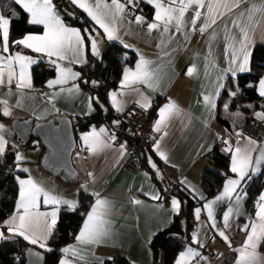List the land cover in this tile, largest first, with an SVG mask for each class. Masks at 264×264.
I'll use <instances>...</instances> for the list:
<instances>
[{"label": "crops", "instance_id": "crops-1", "mask_svg": "<svg viewBox=\"0 0 264 264\" xmlns=\"http://www.w3.org/2000/svg\"><path fill=\"white\" fill-rule=\"evenodd\" d=\"M67 1L69 2V0ZM107 2L110 3L111 0H107ZM121 2L124 3L125 0H121ZM135 2V9L129 5L123 19L117 23V34L120 39L116 41L124 46L128 45L127 48L134 50L136 56L133 63L121 66L115 77V83L107 88L106 101L108 106L114 110L109 93L120 89V80L122 79L124 67L127 66L134 69L141 56L153 61V64L150 65L151 69L160 70L158 73L160 78L159 87L155 90L144 85L136 86L140 89V92L150 98L149 108H152L155 113V122L149 133V145L143 167L136 172H132L123 166L127 151V138L120 135L115 140L109 139L112 135L107 127L108 122L90 124L86 128L77 130L75 136L76 144L71 152V160L78 169L80 176L78 179L66 181L60 176H56L40 167L37 160L42 146L39 143L23 145L12 130L11 118L30 115L33 119H43L56 113H66L71 117V120H74L77 116L90 111L88 98L92 97V95L87 89L79 85L78 78L74 81L70 80L66 85H56L53 88H49L47 81L56 78V67L53 75L48 77L44 84L35 85L31 76V68H29L32 87L31 89L23 90L22 97L15 85L11 88V95L8 94L9 89L7 86L0 87V100H7L8 107L11 110L10 116H4L2 113L4 105L0 103V113L3 115V117L0 116V124L4 125V130L0 134L7 141L6 148H13L14 155L19 152L24 157L23 160L16 161V169L21 171L25 168L28 169L27 172L23 171L16 174V179L17 177L28 179L31 176L46 191L64 199L76 201L77 205L80 203L79 190L91 195V199L83 209V216L74 237L58 247L59 257L57 264L63 258L61 249L75 243V236L83 226L91 205L97 199L93 193H99L101 199H106L110 202V211L107 219L111 222V235L104 243L89 248L87 261H78L77 264H105L115 254L125 257L128 264H152V252L149 242L156 232L170 224L175 213L172 209V199L175 197L180 201L179 196L175 192L167 191L169 183L173 184V186L176 184V187L184 188L191 197L198 201L193 209V230L190 241L184 242L179 247L173 255L171 264H175L180 252L185 251L188 247L200 253L199 257H194L188 264H225L227 260L230 261V264H235L238 256L235 249L242 245L246 236V233L241 231V229L248 222L250 216L254 218V211L253 213L248 211L245 197L240 205H236L234 197L231 201L225 199L222 202H217L213 205L216 228H212L207 210L203 206L207 202L214 200L223 191V185L228 178H238L236 174L230 171L232 153L225 151L228 147L225 141L229 142L233 151L237 146L244 147L248 143V138H253L243 132L241 129L242 123L248 116H255L256 112L264 111V108L256 109L246 117L247 112L237 105L229 106V102L233 97L230 93L237 89L227 85V78H234L228 69H236L238 64L230 63L232 49L229 48L228 52H225L229 41L224 39L225 24L231 29L232 34L239 37L238 29L232 28V20L237 19L241 12H245L244 23L248 26L250 37L248 49L250 59L253 44L256 42L264 43V11L254 13L252 21L249 22L246 10L252 4L260 5L264 3V0H246L239 8L234 9L230 14L224 15L222 19L218 20L216 25L210 27L204 34H201L198 30L200 24L203 23V18H201L197 21V31H191L189 24L183 32H175L173 28L163 36H161L162 29H154L149 33L147 23H135L136 15L144 16L147 22H152L155 11L154 6L146 3V0H135ZM53 3L56 5V10L66 25L80 29L79 26L64 19L58 8L57 0H53ZM89 3H94V0H89ZM143 3L147 7H151L149 15L142 9ZM70 5L73 6L72 4ZM18 9L19 7L13 4L12 0H0V12L3 14L6 12L11 13L12 11L18 14ZM191 16L192 11L190 10L186 13L188 21L191 20ZM26 17L28 20V14H26ZM88 20L91 27L90 32L96 38L98 51L101 53L108 41L107 35L90 17H88ZM42 31L43 28L41 26L38 31H25L12 40L20 39L30 32L40 33ZM213 31L217 33L215 40L210 39ZM170 36L171 39H169ZM87 46L91 52L89 39L88 45L85 43L84 60H86ZM235 47L238 48L239 45L236 44ZM16 51L29 55L36 61L48 59L43 54L25 49L23 46L10 44V52L15 53ZM59 63L63 67L72 68L74 72H79L73 66L76 63H69L67 60L59 61ZM192 66L195 67V71L192 75H188V68ZM105 71L107 72V69ZM238 72L241 71H237L236 75ZM261 78H264V71L255 83L258 94L259 80ZM73 84L79 85L78 93L69 94L64 92L56 96L51 102L44 95L46 93L51 96L54 92H59L61 87L71 88ZM221 84H223V88H220L219 96H216V90ZM205 95L214 99L215 108H212L211 104H205ZM262 98L264 103V97ZM118 99L125 102L123 109L140 107L137 103V100H141L140 95L130 90H126V94L118 96ZM18 100L21 102L19 107L17 106ZM170 102L175 105V108L171 110V114H166L167 118L161 123L160 131H156L155 124L160 119L159 110ZM225 104L228 105L227 108L224 107ZM93 107L94 104L92 103V109ZM218 117L225 118L227 122L221 121ZM93 127L97 131L101 127L106 129V132L102 134V139L106 142V146L90 151L89 145L84 143L82 136L84 133L91 132ZM237 133L240 135L238 136ZM156 141H160V149L167 155V162L157 154L153 147ZM217 143L228 154V173L222 178L218 188L213 193L207 194L200 181L201 171L206 165L205 152ZM121 145H124L123 149ZM250 147L255 149L252 152L253 167H255V160L260 157L261 150L264 149V136L261 141H256V144ZM149 157H151V161L156 165V168H152L149 163ZM17 164H19V167H17ZM262 168H264V160L260 162L259 171ZM257 172L249 171V175L241 182L238 188L241 194L246 193V183ZM262 191H264V182L260 191L255 195L254 203ZM156 193H159L160 199L153 200L151 196ZM18 198L19 182L17 180L14 206L4 220L8 219L16 211L15 204ZM134 199L140 200L142 203L135 204L132 202ZM230 203L234 211L229 218V226L225 228L223 212L227 210ZM53 207V205H45L43 196L40 197L39 211L48 212ZM60 207L61 205L59 209ZM196 208L201 209L199 219L196 218ZM237 212H239V215H237ZM217 229L225 231L231 241V245L218 235ZM0 231L4 232L5 237L12 236V234L7 232L6 227L4 229L0 228ZM194 233L197 234L198 240L203 246H201V243L193 241ZM36 246L39 247L38 244ZM48 248L49 246L45 249ZM257 252L261 257H264V243L258 247ZM68 258L73 259L71 256Z\"/></svg>", "mask_w": 264, "mask_h": 264}, {"label": "snow or ice", "instance_id": "snow-or-ice-1", "mask_svg": "<svg viewBox=\"0 0 264 264\" xmlns=\"http://www.w3.org/2000/svg\"><path fill=\"white\" fill-rule=\"evenodd\" d=\"M13 4L18 6L24 13L28 14V23L31 25L42 26L43 31L40 33H27L22 38L10 41V24L13 18L18 14L15 11L11 15H5L0 12V87L7 86L9 95L12 94L11 88L15 85L16 89L23 96V90L31 89V76L29 68L36 60L29 55H24L20 51L15 53L10 52L11 45H20L25 49H30L33 52L43 54L49 62L56 67V78L47 81V86L53 88L56 85H66L70 80L74 81L81 76V73L74 72L70 67H63L59 61L67 60L69 63H85V37L81 34V30L75 27H70L65 24L63 18L56 10V5L53 0H12ZM246 0H146V3L154 6V17L152 22H147L144 16L136 15L135 23H147V29L151 33L154 29H162L161 36L169 33L171 29L175 32H183L190 24L191 31H197V21L203 18V23L200 24L198 30L204 34L210 27L216 25L218 20L222 19L224 15L230 14L234 9L239 8ZM69 3L82 9L92 21L95 22L99 28L103 29L107 35L108 40H119L117 23L123 19L124 13L128 6L131 5L133 9L136 7L135 0H94V3H89V0H69ZM206 9L205 11H202ZM192 11L191 20L188 21L186 13ZM247 20L252 21L253 15L256 12L264 11V3L260 5L252 4L249 9ZM74 16V13H69ZM245 12H241L237 19L232 20V28L238 29L239 37L232 34L228 25L224 26V39L229 41L225 52L232 49L231 64H238L236 69L229 68L228 71L233 76L237 71H247L249 62V30L244 23ZM95 31V29H93ZM84 32L88 33V39L91 42V52L94 56H99L100 53L97 47V40L92 36L88 29ZM98 35V33H97ZM217 33L213 31L210 39L215 40ZM187 38V37H186ZM171 39V36L169 37ZM239 47L236 48L235 45ZM128 47V45H125ZM55 57V59H53ZM153 61L145 59L143 56L137 61L135 68L124 67L122 79L120 80V89L109 93L111 104L117 112L123 111L124 101L118 99V96L126 94V90L138 93L141 100L137 103L141 108L147 109L150 107V98L145 96L137 85H144L150 89L155 90L159 87V69H151L150 65ZM195 67H189L187 74L192 75ZM96 84V81H92ZM221 84L216 90V96H219ZM67 92L69 94L78 93L79 85L73 84L71 88L61 87L59 92H54L51 96L44 94L51 102L56 96ZM259 94L264 97V78L259 80ZM230 95L235 96L236 92H231ZM99 102L98 97H89L88 106L92 110L93 101ZM143 101V102H142ZM205 104H211L215 108V101L212 97L204 96ZM4 105L2 113L4 116H10L11 110L8 107L7 100H0ZM17 106H21V102L17 101ZM228 107L227 104L224 106ZM251 107V105H249ZM175 108L173 103H169L160 108V119L156 121L155 130L160 131L161 123L167 118L166 114H171V110ZM255 116L258 119L264 120V111L256 112ZM114 124H119L120 121H113ZM4 130V125L0 124V133ZM106 129L101 127L99 131L93 127L91 132L84 133L82 139L86 145H89V150L98 149L106 146V142L102 139V134ZM239 136L240 134L237 133ZM115 140V135L109 137ZM228 147L225 151L231 152V168L230 171L238 178H228L224 185L223 191L211 200L204 204V209L207 210L208 219L211 221V227L216 228V220L214 216L213 205L217 202H222L225 199H235L236 205H240L246 197L247 193L241 194L238 188L241 182L249 175V171L257 172L260 169V162L264 160V149L261 150L260 157L255 160V167H253L252 152L255 150L252 145L256 141L248 138V143L244 147L237 146L233 151L232 146L228 141H225ZM7 141L4 136L0 134V156H3L6 151ZM157 154L167 162L168 157L164 151L160 149V141H156L153 145ZM124 148V145H121ZM17 162L24 159L19 152L15 153ZM149 163L152 168L156 165L152 163L149 157ZM19 167V164H17ZM27 172L28 169H23ZM91 175V173H89ZM19 182V198L16 201V211L6 220L0 224V228L6 227L7 232L12 236L22 237L32 245H39L44 249L47 247L52 231L57 223V215L60 205H66L70 210H74L78 205L76 201H70L63 197L54 195L46 191L35 180L28 177V179H20ZM195 191V189H193ZM97 197L95 203L91 205L90 210L86 214L83 226L79 233L75 236V243L70 244L61 249L63 258L60 259L59 264H77L78 261H87L88 250L91 247L102 244L111 235V222L107 219L110 211V202L106 199H101L99 193H93ZM43 196V203L45 205H53V209L48 212L39 211L40 197ZM153 200L160 199L159 193L151 196ZM135 204H141L140 200H133ZM180 201L175 197L172 199V209L174 212H179ZM234 208L230 203L227 210L223 212V221L225 228L229 226L228 221L233 214ZM200 208L195 209L196 218L200 217ZM239 215V212H237ZM218 235L229 245L231 241L225 234V231L219 230ZM246 233L242 245L235 249L238 253L235 264H264V257H261L257 252L258 247L264 243V191H262L254 203V218L249 217L248 222L245 223L241 229ZM0 239H11V236L5 237L4 232L0 231ZM193 241L201 243L198 240L197 234H193ZM201 246L203 244L201 243ZM48 251L52 249L48 248ZM37 255H39L37 253ZM71 256L73 259H69ZM200 253L191 247L185 251H181L177 257L175 264H188L194 257H199Z\"/></svg>", "mask_w": 264, "mask_h": 264}, {"label": "trees", "instance_id": "trees-1", "mask_svg": "<svg viewBox=\"0 0 264 264\" xmlns=\"http://www.w3.org/2000/svg\"><path fill=\"white\" fill-rule=\"evenodd\" d=\"M57 5L67 22L79 26L82 35L85 37V43L88 45V33L84 32V30L88 29L90 32L91 27L86 13L74 5L71 6L67 0H57ZM61 6L74 13V16L69 15ZM142 9L147 15L150 14V6L147 7L143 3ZM6 14L8 16L11 15L10 12H6ZM40 29L41 26L29 24L26 13L19 8L18 15L12 19L10 24V41L25 31H38ZM86 54L85 63H76L73 66L81 73V76L78 78L79 85L87 89L92 97H98L99 102L97 103L94 100V107L91 111L79 115L72 120L75 136L77 130L86 128L90 124L111 122L113 110L108 106L106 101L107 88L115 83V77L121 66L133 63L136 56L134 50L125 47L116 40H108L99 56L91 54L88 46ZM30 68L35 85L44 84L46 79L55 72V65L51 64L48 59H40L32 64ZM106 69L107 72L105 71ZM263 71L264 43L256 42L251 48L248 70L238 72L234 78L228 77L226 80L227 85H231V87H236L237 89L235 91L236 95L229 102V106L237 105L247 112L246 117L254 110L264 108L263 98L257 93L255 88V83ZM90 77H96L100 83L97 85L89 84L88 80ZM147 110L152 112L153 109L149 108ZM0 116L3 117L1 113ZM218 118L223 122H227L225 118ZM37 143H39L37 138L29 137L23 145H34ZM205 158L206 165L201 171L200 181L206 193L210 194L218 188L222 178L228 173L229 159L227 152L223 151L218 143L205 152ZM22 172L16 169L13 148H6L4 155L0 156V224H3V220L13 209L17 191L16 174ZM263 182L264 168L252 175L245 185L247 193L245 204L250 213L254 211L255 195L260 191ZM167 191H173L179 196V212L173 214L172 220L167 227L156 232L151 238L149 246L152 252V264H171L173 255L179 247L184 242L190 241L193 230V209L198 201L191 197L184 188L179 186L174 187L171 183H169ZM79 199L80 203L74 210L61 205L57 216V223L47 241V246L52 251L33 245L45 252L44 264H57L59 257L58 247L74 237L83 216V209L91 199V195L83 190H79ZM164 236H168V239L160 247V242ZM27 244L30 243L19 236H11V239H1L0 264H23L21 248ZM105 264H128V262L125 257L115 254ZM225 264H230V261L227 260Z\"/></svg>", "mask_w": 264, "mask_h": 264}, {"label": "water", "instance_id": "water-1", "mask_svg": "<svg viewBox=\"0 0 264 264\" xmlns=\"http://www.w3.org/2000/svg\"><path fill=\"white\" fill-rule=\"evenodd\" d=\"M67 13H72L61 6ZM99 79L90 77L88 82L93 84ZM114 121L113 119H111ZM12 130L25 143L29 137L37 138L42 150L37 163L48 172L60 176L66 181L78 179V169L73 165L71 152L76 140L73 131L71 117L66 113H56L43 119H33L30 115L25 117H12L10 120ZM168 236H164L160 242L163 246ZM37 253L39 255H37ZM23 264H44L45 252L33 245L27 244L21 248Z\"/></svg>", "mask_w": 264, "mask_h": 264}, {"label": "built area", "instance_id": "built-area-1", "mask_svg": "<svg viewBox=\"0 0 264 264\" xmlns=\"http://www.w3.org/2000/svg\"><path fill=\"white\" fill-rule=\"evenodd\" d=\"M112 119L119 120L107 124L109 133L118 138L120 135L127 137V151L123 166L136 172L144 165V156L149 145V133L155 122V113L140 107H130L121 112L113 110ZM243 132L256 141H261L264 136V120L255 116H248L241 125ZM177 185L175 184L174 187Z\"/></svg>", "mask_w": 264, "mask_h": 264}, {"label": "rangeland", "instance_id": "rangeland-1", "mask_svg": "<svg viewBox=\"0 0 264 264\" xmlns=\"http://www.w3.org/2000/svg\"><path fill=\"white\" fill-rule=\"evenodd\" d=\"M5 15H7L6 13H5ZM235 92V91H234Z\"/></svg>", "mask_w": 264, "mask_h": 264}]
</instances>
